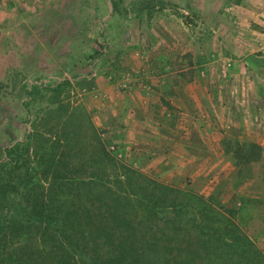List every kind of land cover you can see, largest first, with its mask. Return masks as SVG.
<instances>
[{
  "label": "rangeland",
  "instance_id": "obj_1",
  "mask_svg": "<svg viewBox=\"0 0 264 264\" xmlns=\"http://www.w3.org/2000/svg\"><path fill=\"white\" fill-rule=\"evenodd\" d=\"M65 79L27 112L32 85ZM100 114L126 117L135 139ZM21 141L27 165L0 191V264H60L86 216L146 194L137 180L111 193L106 151L231 212L264 253V0H0V159ZM196 230L176 234V261L255 262Z\"/></svg>",
  "mask_w": 264,
  "mask_h": 264
},
{
  "label": "trees",
  "instance_id": "obj_2",
  "mask_svg": "<svg viewBox=\"0 0 264 264\" xmlns=\"http://www.w3.org/2000/svg\"><path fill=\"white\" fill-rule=\"evenodd\" d=\"M111 1L114 2V0ZM68 81L65 79L56 85H32L26 92L24 106L27 112L28 100L41 89H57ZM23 142L8 146L5 157L0 159V191L7 183H10L15 172L27 165ZM106 153H109L110 164L116 171V174L111 176V193H115V186L133 187L137 180L138 184L146 190V194L136 199L131 198V194H126L127 197H121V207H118L116 201H112L107 213L87 214L88 228L83 229L84 239L82 240L81 236L78 237L76 234L75 242L69 246L67 242L63 244L64 253L60 264H98L100 261L103 264H173V262L176 264H264L263 251L256 247L255 242L236 222L231 212L219 209V213L213 214L211 211L215 210L214 205L205 196L152 179L129 164L115 162L114 156L110 152L106 151ZM7 164L11 166L8 171L9 176L4 171ZM179 195L182 197L177 202L175 199ZM134 204H138V207H132ZM115 210L121 213H116ZM157 210L163 212L165 218H161L162 215L159 217L160 212ZM91 222H93L92 228ZM158 223L163 227H173V233L169 237L159 235L158 228L161 225ZM174 230H176L175 233ZM187 230H196L197 234H200L197 239L202 240V236L207 235L209 239H213L214 243L219 240L220 250H233L239 247L244 252L255 253L257 258L255 262H230L225 259H220L219 262L202 259L176 261L174 252L168 251V248H175L176 234ZM211 250V248L208 249V251Z\"/></svg>",
  "mask_w": 264,
  "mask_h": 264
},
{
  "label": "crops",
  "instance_id": "obj_3",
  "mask_svg": "<svg viewBox=\"0 0 264 264\" xmlns=\"http://www.w3.org/2000/svg\"><path fill=\"white\" fill-rule=\"evenodd\" d=\"M100 115H103V119L105 120V118L106 119H109V120H112V118H116L117 119V121L119 122L120 121V123L122 124H120L119 123V125H117L115 122V124L117 125V126H115L114 128L115 129H118V131L119 132H122V133H126L127 134V138H129L130 140H133V139H135V136H133L131 133H132V131L129 129V127H127V126H123V124L124 125H126L125 123H126V119L124 120V118H126V117H123L122 119H121V117L120 116H117L116 114H100ZM107 115V116H106ZM141 124V123H140ZM111 127H112V124L109 126V129L111 130ZM143 132V131H142ZM159 147V146H158ZM153 148L154 149H156V151L159 149H157V148H155V144H154V146H153ZM179 159V158H178ZM174 161V160H173ZM178 161V166H181V162H180V159L179 160H177ZM186 162H184V164H185ZM189 165H191V162L189 163V162H187L186 164H185V166H189ZM174 170V169H173ZM171 174H172V170H171ZM170 174V175H171Z\"/></svg>",
  "mask_w": 264,
  "mask_h": 264
}]
</instances>
